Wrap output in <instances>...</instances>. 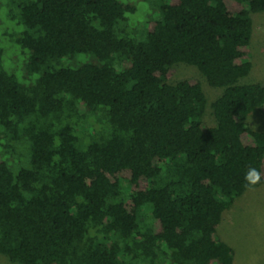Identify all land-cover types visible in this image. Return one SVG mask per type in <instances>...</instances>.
Returning <instances> with one entry per match:
<instances>
[{"label": "trees", "instance_id": "obj_1", "mask_svg": "<svg viewBox=\"0 0 264 264\" xmlns=\"http://www.w3.org/2000/svg\"><path fill=\"white\" fill-rule=\"evenodd\" d=\"M145 35L122 0H0V254L15 264H233L216 232L264 185V0H157ZM197 66L224 91L171 82ZM17 154L27 166L13 169ZM258 171L251 186L244 176Z\"/></svg>", "mask_w": 264, "mask_h": 264}, {"label": "rangeland", "instance_id": "obj_2", "mask_svg": "<svg viewBox=\"0 0 264 264\" xmlns=\"http://www.w3.org/2000/svg\"><path fill=\"white\" fill-rule=\"evenodd\" d=\"M134 2L136 13L125 24L126 33L142 38L145 35L146 22L157 17L159 9L157 0H122ZM254 21V37L251 44L252 70L250 74L240 80L241 84H253L264 79V12L252 14ZM186 78H198L202 82L209 105L205 120L215 125L211 104L224 89L209 85L200 69L191 64L178 63L171 82L175 83ZM250 125L259 131H264V112L254 111L248 119ZM10 166L17 170L27 166V162L17 154L12 160L6 159ZM216 235L220 240L233 248V264H264V185L247 190L242 196L235 198L233 204L225 212ZM0 264L12 263L6 256L0 254Z\"/></svg>", "mask_w": 264, "mask_h": 264}, {"label": "clouds", "instance_id": "obj_3", "mask_svg": "<svg viewBox=\"0 0 264 264\" xmlns=\"http://www.w3.org/2000/svg\"><path fill=\"white\" fill-rule=\"evenodd\" d=\"M253 177L256 178L255 182H260V176H259L258 171L254 168H249L244 176V179L248 183L249 186L253 184V180H252Z\"/></svg>", "mask_w": 264, "mask_h": 264}]
</instances>
